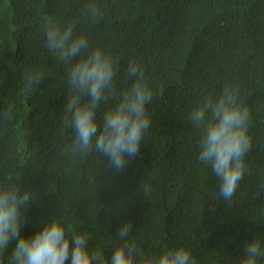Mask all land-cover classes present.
I'll use <instances>...</instances> for the list:
<instances>
[{"label": "trees", "instance_id": "16d2710c", "mask_svg": "<svg viewBox=\"0 0 264 264\" xmlns=\"http://www.w3.org/2000/svg\"><path fill=\"white\" fill-rule=\"evenodd\" d=\"M89 4L102 17L93 21ZM47 20L72 22L118 65L98 123L131 86L129 62L145 67L151 124L119 172L95 151L67 150L71 62L49 52ZM29 69L41 76L31 92L23 84ZM227 84L251 113V147L231 205L216 199L220 182L199 160L201 133L189 119L205 95L217 97ZM9 105L13 119L0 120V181L35 195L21 210L20 236L58 215L110 264L118 230L130 223L128 239L142 252L183 247L197 264H231L248 240L264 235V0H0V111ZM15 244L0 252V264H13Z\"/></svg>", "mask_w": 264, "mask_h": 264}, {"label": "clouds", "instance_id": "9594fccd", "mask_svg": "<svg viewBox=\"0 0 264 264\" xmlns=\"http://www.w3.org/2000/svg\"><path fill=\"white\" fill-rule=\"evenodd\" d=\"M87 11L93 21L102 17V9L89 4ZM45 44L60 62H71L68 70L69 93L64 105L65 125L73 129L74 137L67 149L70 153L97 152L115 171L123 170L127 158L136 157L151 124L147 105L153 90L145 67L133 60L127 66L131 86L119 95L118 102L97 120V108L115 92L114 81L118 65L110 52L90 48L83 33H76L72 22L61 24L47 20L43 24ZM41 76L31 69L23 76L25 90L31 92ZM14 107L0 111V120L11 121ZM190 121L200 131L199 160L210 165L218 178L217 200L231 205L239 183L245 174V156L251 147L248 135L251 113L241 98L239 88L227 84L217 97L205 95L191 112ZM31 191L19 183L0 181V252L15 239L13 264H108L100 250L88 247L86 234L77 233L62 217L52 215L42 221L31 237L20 236L25 209L34 198ZM130 223L118 230V241L110 264H197L190 252L170 248L159 253H145L128 239ZM264 235L248 240L231 264H262Z\"/></svg>", "mask_w": 264, "mask_h": 264}]
</instances>
